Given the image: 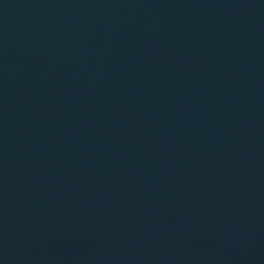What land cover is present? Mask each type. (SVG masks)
Wrapping results in <instances>:
<instances>
[{"label":"water","instance_id":"water-1","mask_svg":"<svg viewBox=\"0 0 264 264\" xmlns=\"http://www.w3.org/2000/svg\"><path fill=\"white\" fill-rule=\"evenodd\" d=\"M0 264H264V0H0Z\"/></svg>","mask_w":264,"mask_h":264}]
</instances>
